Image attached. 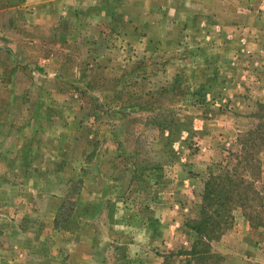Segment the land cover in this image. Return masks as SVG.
I'll use <instances>...</instances> for the list:
<instances>
[{
	"label": "rangeland",
	"instance_id": "1",
	"mask_svg": "<svg viewBox=\"0 0 264 264\" xmlns=\"http://www.w3.org/2000/svg\"><path fill=\"white\" fill-rule=\"evenodd\" d=\"M0 264H264V0H0Z\"/></svg>",
	"mask_w": 264,
	"mask_h": 264
},
{
	"label": "trees",
	"instance_id": "2",
	"mask_svg": "<svg viewBox=\"0 0 264 264\" xmlns=\"http://www.w3.org/2000/svg\"><path fill=\"white\" fill-rule=\"evenodd\" d=\"M253 134L252 132H249L247 133V138L244 140V145H243V142H242V148L243 149H249V148H253V147H256V146H259L261 145V140L262 138H248L249 136L251 137ZM223 176L221 174H214V173H211V176L209 177V180L207 181L206 183V187H205V193H204V197H203V204H202V209L205 213L209 214L211 212V209L212 207H214L213 205H216L217 207H222V206H225L226 205V201L220 197V193L218 194H214V186H219L222 181H223ZM242 181H239L237 180V201L239 199V197L241 196L239 193H238V188L241 185ZM212 206V207H211ZM215 213H212L211 215L209 214V217L206 221V223L204 224L201 223L200 224V227L199 229L197 230V234L203 238H205V240L208 238L207 237V234L206 232H208L207 228H208V223L209 222H215L216 218L218 219V217L220 215H217L216 217H214ZM216 214H220V210H216ZM205 217H207L205 215ZM57 222H58V219H57ZM207 230V231H206ZM192 253H188L189 257L191 256H195V255H198L197 253V249H196V246L193 247V250L191 251Z\"/></svg>",
	"mask_w": 264,
	"mask_h": 264
}]
</instances>
